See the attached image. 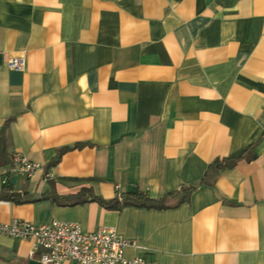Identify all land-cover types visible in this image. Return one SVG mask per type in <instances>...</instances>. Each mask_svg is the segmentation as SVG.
<instances>
[{"label":"crops","instance_id":"crops-1","mask_svg":"<svg viewBox=\"0 0 264 264\" xmlns=\"http://www.w3.org/2000/svg\"><path fill=\"white\" fill-rule=\"evenodd\" d=\"M8 118L0 190L17 152L40 167L13 188L42 198L1 200L0 222L110 226L159 264H264V0H0V137ZM216 158L238 159L199 184ZM191 184L172 208L66 204ZM33 244L0 233V264L39 261Z\"/></svg>","mask_w":264,"mask_h":264},{"label":"built area","instance_id":"built-area-1","mask_svg":"<svg viewBox=\"0 0 264 264\" xmlns=\"http://www.w3.org/2000/svg\"><path fill=\"white\" fill-rule=\"evenodd\" d=\"M23 57H12L7 66L23 67ZM40 167L38 163L20 153L11 155V163L1 184L6 185L13 176L30 178ZM120 199V194L117 195ZM0 233L33 241L31 254L42 249L40 264H159L144 256H125V247L131 243L110 226L100 225L95 230L85 231L78 223L52 219L34 224L14 218L0 222Z\"/></svg>","mask_w":264,"mask_h":264},{"label":"trees","instance_id":"trees-1","mask_svg":"<svg viewBox=\"0 0 264 264\" xmlns=\"http://www.w3.org/2000/svg\"><path fill=\"white\" fill-rule=\"evenodd\" d=\"M13 118H8L5 120L1 130L0 137V159L1 156L5 153V146L3 144L2 131L8 126L10 121ZM81 146V143L76 144L75 147ZM69 149V147H63L58 150L57 157L51 162V164H55L61 154ZM238 158H216L214 159L207 167V170L204 176L200 179L199 184H207L212 186L214 184L215 178L218 172L226 167H232ZM12 178V177H11ZM9 178V181L6 185H2L0 190V201L1 200H11L16 203H26L39 200L42 197H34L33 195L27 192H19L13 188L12 179ZM196 185H182L179 189L171 192L165 193L160 198H152L149 197L146 193L136 190L134 192L123 193L120 197H114L111 199L103 198L100 195H96L93 193L90 188H81L77 193L70 196L69 200L66 201L68 205L82 204L87 201H96L101 206L108 209H119L125 205H135V206H145L147 208H156V209H165L172 208L180 203L187 201L195 189Z\"/></svg>","mask_w":264,"mask_h":264},{"label":"water","instance_id":"water-1","mask_svg":"<svg viewBox=\"0 0 264 264\" xmlns=\"http://www.w3.org/2000/svg\"><path fill=\"white\" fill-rule=\"evenodd\" d=\"M13 179H14V177H12V180H13ZM29 263H30V264H40L39 261H35V260H31Z\"/></svg>","mask_w":264,"mask_h":264}]
</instances>
